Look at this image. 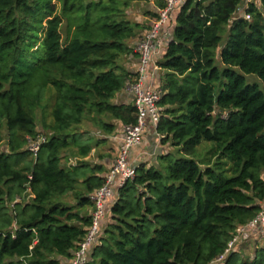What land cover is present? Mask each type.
Instances as JSON below:
<instances>
[{
    "label": "trees",
    "instance_id": "16d2710c",
    "mask_svg": "<svg viewBox=\"0 0 264 264\" xmlns=\"http://www.w3.org/2000/svg\"><path fill=\"white\" fill-rule=\"evenodd\" d=\"M148 1L0 0V264L73 261L108 174L98 150L135 123L115 99L137 77L128 10ZM174 23L158 63L168 150L118 188L83 264H215L264 208V89L244 77L264 84V0H184ZM219 264H264V243Z\"/></svg>",
    "mask_w": 264,
    "mask_h": 264
},
{
    "label": "built area",
    "instance_id": "2783aa9c",
    "mask_svg": "<svg viewBox=\"0 0 264 264\" xmlns=\"http://www.w3.org/2000/svg\"><path fill=\"white\" fill-rule=\"evenodd\" d=\"M183 2L184 0H165V7L159 10L158 17L153 21L149 32L143 35L135 46V52L139 55L137 77L126 87V91L131 95L132 106L136 110L135 123L122 128L118 153L108 168L104 184L89 196L93 204L91 224L70 264H83L86 261L89 251L97 242L107 220L110 210L108 202L117 196L118 188L123 186L127 180L133 179L135 175L136 166L129 160L131 151L141 144L147 127L155 128L159 121L158 103L162 92L160 88H146L145 76L147 68L153 62V55L162 31H165L172 14L179 9ZM45 141L46 139L41 136L35 141L29 140L28 150L35 155ZM245 231H257L264 237V208L247 226L236 230V236L228 244L225 253L216 259L215 264L222 263L228 254L238 251V239Z\"/></svg>",
    "mask_w": 264,
    "mask_h": 264
},
{
    "label": "crops",
    "instance_id": "0c3cea01",
    "mask_svg": "<svg viewBox=\"0 0 264 264\" xmlns=\"http://www.w3.org/2000/svg\"><path fill=\"white\" fill-rule=\"evenodd\" d=\"M258 0H244V7L250 3V2H256ZM158 0H149L147 3H133L131 4L128 15L129 19L133 22L139 24L143 29L138 31L137 36L130 41V46L135 47L136 43L140 40L143 35H145L147 32H145L148 27L152 25L153 21L156 18H152L151 14L158 13ZM244 8H241L238 11V15L242 14ZM174 16L175 13L172 14L170 18V22L165 27V31H162L160 35V41L158 42V46L156 47V50L153 55V62L150 63L149 67L147 68L146 76H145V87L146 88H160V77L163 74L161 69L158 67V63H160L163 59L166 45L168 42L172 40V33L173 29L175 27L174 23ZM138 64L137 56H130L126 62L125 66L130 71H135ZM131 99V95L126 90L120 93L115 101L120 103H129ZM157 137V138H154ZM121 137H122V129L110 136L108 138V143L106 146L100 148L98 151L101 154H108L109 157L102 160L100 164H103L105 168H109V166L112 164L115 156H113V146L114 144L120 145L121 143ZM168 150V148L161 146L159 142V137L157 136L155 132V128L153 126H148L146 129V132L144 133L143 140L141 144L136 147L134 150L130 153V162L132 164L135 163H151L152 161H155V157L157 153H162L163 150ZM170 150V149H169ZM93 162H98L97 159H92ZM113 202V201H112ZM108 204H111V202H108ZM110 206V205H109ZM249 235H256L257 231H248ZM248 238V237H247ZM246 236L243 237V241H247ZM244 245V244H243Z\"/></svg>",
    "mask_w": 264,
    "mask_h": 264
},
{
    "label": "rangeland",
    "instance_id": "374dc122",
    "mask_svg": "<svg viewBox=\"0 0 264 264\" xmlns=\"http://www.w3.org/2000/svg\"><path fill=\"white\" fill-rule=\"evenodd\" d=\"M216 62H217V66H219V68H221V64H220L219 58H217ZM244 77H245V80H246V82L248 84H257L261 90L264 89V84L262 83V81L257 76H255V75H244ZM90 134L91 135L94 134L93 133V130L91 131ZM154 138H157V137L154 136ZM202 145L203 146L206 145V146H209V147L212 146L211 143H201L200 146H202ZM118 148H119V145L114 144V146H113V153H112L113 156H116L117 155ZM0 149H1V147H0ZM94 155H96V154H94V152H93L91 157H94ZM157 155H160V153H157ZM154 163L155 162L152 161L150 164H154ZM137 165H138V163H135L134 164V166H137ZM115 199H116V197L112 198L111 204H110V207H109L110 209H111L112 205L114 204ZM69 202H71V201H69ZM244 236H246V238L248 237L247 238V241H245V242L243 241V237ZM239 239H238L239 244H238V248H237L238 251H241L242 254H244L245 256H249L250 258H253L255 249L257 247H261L263 245V243H264V237L262 235H260L259 233H257L256 235H249L248 231H245L239 237Z\"/></svg>",
    "mask_w": 264,
    "mask_h": 264
}]
</instances>
